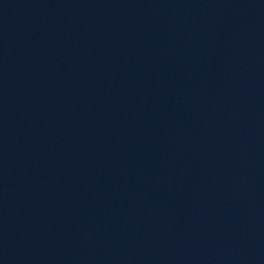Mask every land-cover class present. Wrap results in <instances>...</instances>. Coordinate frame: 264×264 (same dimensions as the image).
I'll return each mask as SVG.
<instances>
[{
    "label": "water",
    "instance_id": "1",
    "mask_svg": "<svg viewBox=\"0 0 264 264\" xmlns=\"http://www.w3.org/2000/svg\"><path fill=\"white\" fill-rule=\"evenodd\" d=\"M0 264H264V0H0Z\"/></svg>",
    "mask_w": 264,
    "mask_h": 264
}]
</instances>
